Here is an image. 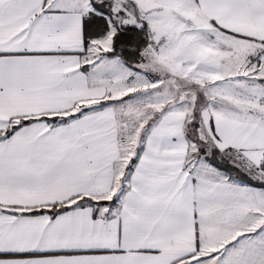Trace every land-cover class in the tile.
<instances>
[{"label": "snow or ice", "instance_id": "6c2138e0", "mask_svg": "<svg viewBox=\"0 0 264 264\" xmlns=\"http://www.w3.org/2000/svg\"><path fill=\"white\" fill-rule=\"evenodd\" d=\"M0 264H264V0H0Z\"/></svg>", "mask_w": 264, "mask_h": 264}]
</instances>
